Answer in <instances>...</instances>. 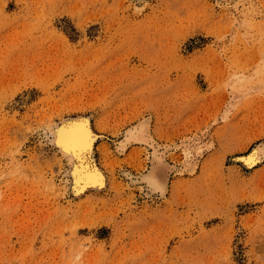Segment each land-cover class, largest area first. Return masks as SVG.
I'll return each mask as SVG.
<instances>
[{
  "label": "rangeland",
  "instance_id": "374dc122",
  "mask_svg": "<svg viewBox=\"0 0 264 264\" xmlns=\"http://www.w3.org/2000/svg\"><path fill=\"white\" fill-rule=\"evenodd\" d=\"M80 114L107 186L72 196L47 126ZM139 118L162 195L113 147ZM259 144L264 0H0V264H264Z\"/></svg>",
  "mask_w": 264,
  "mask_h": 264
},
{
  "label": "bare ground",
  "instance_id": "6f19581e",
  "mask_svg": "<svg viewBox=\"0 0 264 264\" xmlns=\"http://www.w3.org/2000/svg\"><path fill=\"white\" fill-rule=\"evenodd\" d=\"M146 1L147 0H137V2L143 3ZM71 122H79L81 126L87 130V134L90 137V140L88 142L86 150H78V147L75 144H62L59 142V129ZM148 125L149 119L142 118L134 124L127 126L120 138H114L115 140L113 142V145L115 146L113 147H115L116 151L119 153L125 152L126 149L134 143H139L142 145L144 144L146 148H150V164H148L149 166H147V170L137 179H133L132 176H130V178L132 181L143 182L148 190V193L154 192L162 195L164 194L166 189L167 178V174L163 170L165 168L163 155L171 148H173V145L171 146V144L168 143L170 145L165 146V150L161 151L160 145L156 144L155 141L153 142L148 138ZM47 129V131H49L52 136L50 142H52V144L57 148V150L69 162V166L66 169V173L64 171V173L66 174L64 175L65 177L67 176V180L69 181V184L67 183L69 186L66 187L68 188V190L66 191H69L72 196H80L90 189H103L107 186V176L103 168L98 163L95 155L96 143L100 138L104 137V134L101 131L94 129V127L92 126L91 115L80 114L76 117L68 116L66 118H63V120H61L60 122L52 121L50 124H48ZM183 149L186 156L185 158L187 159V161L190 160V158H192V152L191 150H189L188 145H185ZM234 159L243 161L244 165L248 168L254 167L256 163L264 159V144H259L255 148H253L252 151H249L245 154L237 155ZM127 174L130 175L129 173Z\"/></svg>",
  "mask_w": 264,
  "mask_h": 264
},
{
  "label": "snow or ice",
  "instance_id": "6c2138e0",
  "mask_svg": "<svg viewBox=\"0 0 264 264\" xmlns=\"http://www.w3.org/2000/svg\"><path fill=\"white\" fill-rule=\"evenodd\" d=\"M59 132L60 143L75 144L78 150L87 149L90 137L87 134V130L79 122H71L59 129Z\"/></svg>",
  "mask_w": 264,
  "mask_h": 264
}]
</instances>
